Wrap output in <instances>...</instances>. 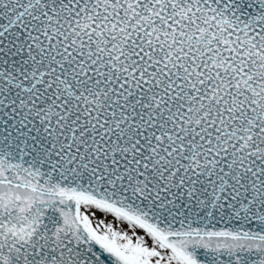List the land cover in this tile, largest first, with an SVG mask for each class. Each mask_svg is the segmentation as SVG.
I'll use <instances>...</instances> for the list:
<instances>
[{"label": "snow or ice", "instance_id": "6c2138e0", "mask_svg": "<svg viewBox=\"0 0 264 264\" xmlns=\"http://www.w3.org/2000/svg\"><path fill=\"white\" fill-rule=\"evenodd\" d=\"M0 264H264V0H0Z\"/></svg>", "mask_w": 264, "mask_h": 264}]
</instances>
